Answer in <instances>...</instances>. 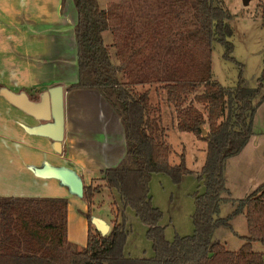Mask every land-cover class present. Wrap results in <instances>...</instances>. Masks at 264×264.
Segmentation results:
<instances>
[{
    "label": "trees",
    "instance_id": "1",
    "mask_svg": "<svg viewBox=\"0 0 264 264\" xmlns=\"http://www.w3.org/2000/svg\"><path fill=\"white\" fill-rule=\"evenodd\" d=\"M73 3L78 13V78L67 85V91L101 93L122 120L126 154L116 166L103 171V185L84 182L88 240L81 249L67 237V198L0 196V264H264V252L253 248L254 242L264 245V184L222 219L228 225L233 216L245 213L249 235L243 236L241 247L231 250L212 240L219 225L215 216L227 190L225 163L253 134L248 117L264 80L263 69L258 87L247 88L242 68L236 85H223L213 78L215 41L225 47L224 57L235 61L234 44L229 39L233 34L230 11L216 0H159L158 4L140 5V12L148 8L147 15L128 17L123 3L113 2L106 8L99 0ZM65 4L62 0L63 8ZM260 9L264 18V0ZM105 31L114 34L118 63L105 41ZM157 55L165 66L162 78L145 66ZM159 80L164 82L167 101L175 107L178 128L207 141L205 162L197 172L205 190L193 194L194 232L173 240L166 238L160 223L163 213L153 204L152 176L166 173L178 182L183 175L196 172L186 165L185 153L180 163L171 164L170 145L162 138L166 132L160 109L152 102L150 89H139ZM201 86L203 91L197 93ZM3 92L13 91L0 86ZM29 97L37 100L34 94ZM207 124L208 132L203 135L202 126ZM102 187L119 196L124 219L125 210L131 207L147 225L154 256L125 255L128 231L124 221L106 235L97 230L93 199Z\"/></svg>",
    "mask_w": 264,
    "mask_h": 264
},
{
    "label": "rangeland",
    "instance_id": "2",
    "mask_svg": "<svg viewBox=\"0 0 264 264\" xmlns=\"http://www.w3.org/2000/svg\"><path fill=\"white\" fill-rule=\"evenodd\" d=\"M154 1L157 4L159 2V0H99L101 6L105 8L113 2L123 3L128 17H138L141 13L143 16L147 15L148 8L140 12V5L145 6L148 3L152 4ZM248 1L246 4L245 0H216L217 3L223 5L231 13L229 23L233 29V34L229 39L234 44L232 55L235 57V61L226 59L224 57L225 47L220 42L215 41L212 53V73L213 78L223 85L232 86L238 83L242 68L245 86L252 89L258 87L259 78L264 69V18L260 9L263 0ZM53 17L50 42L51 63L53 66V79L51 82L53 83H48V85L62 84L67 90V84L70 83L66 84V80L72 79L77 71L76 54H74L76 46L69 35L70 33L63 30V24L68 26L69 23L65 21L56 23V19ZM104 38L106 43L111 46L113 60L118 63L114 34L111 31H105ZM145 66L152 71H156L157 76L162 78L165 66L161 62L160 55L154 57L151 62H145ZM139 89L142 91L150 89L151 100L160 109L162 125L166 132L162 135V138H165L170 145L171 164L180 163L182 154L185 153L186 165L196 172L195 174L183 175L178 182H175L166 173H154L150 182L153 204L163 213L160 223L165 227L166 238L173 240L177 235H191L195 228L193 221L195 199L193 194L197 190L200 192L205 190V185L198 179L197 171L202 168L205 162L207 141L204 138H199L193 132L181 131L178 128L175 107L167 101V90L164 88L162 80L140 86ZM203 89L204 87L201 86L196 92L200 93ZM41 93L40 90H36L33 93L34 98L39 100ZM190 97L193 99V95ZM253 102L254 109L248 117L253 134L239 153L230 156L226 160L225 181L227 190L222 194L220 209L215 216L219 221V225L215 229L212 240L221 241L231 250L243 244L245 242L243 236L249 235L247 218L245 213L237 214L228 220V225L222 223V219L227 218L237 208L241 199H245L264 184V80L262 81L261 91ZM197 105L203 108L202 105ZM69 110L72 113L71 118L78 114L77 112H86L91 116L93 115L94 119L95 114L100 110L99 100L93 95L83 97V95L78 94L77 97L69 99ZM89 127L85 126V129L91 130V132L92 129L98 132L101 130L100 125L95 128L92 124ZM204 127L208 131V124ZM74 133L72 131V134ZM73 136L74 145L77 139L76 135ZM78 142L86 145L88 141L80 138ZM71 148H73L71 143H65L63 153H70ZM82 178H84L86 185L98 186L105 183L101 180L102 177L92 178L90 182L85 179V175ZM65 198L68 199L69 204H73V202L70 203V198ZM82 200L87 203L84 198L79 197L72 205L77 214L85 212L80 204L83 202ZM93 201L92 210L94 215L105 219L110 224L111 229L116 223L126 222L128 235L124 245L125 255L137 258L154 256L152 241L147 237V225L137 217L131 207L125 210L126 219L122 217V205L119 196L114 191L102 187L101 191L95 194ZM68 210L70 213L69 206ZM253 245L255 251L264 252V245L261 242H254ZM83 247L80 246L79 249Z\"/></svg>",
    "mask_w": 264,
    "mask_h": 264
},
{
    "label": "crops",
    "instance_id": "3",
    "mask_svg": "<svg viewBox=\"0 0 264 264\" xmlns=\"http://www.w3.org/2000/svg\"><path fill=\"white\" fill-rule=\"evenodd\" d=\"M52 16L56 23H69L68 26L63 24V30L70 33L76 46L77 65L75 24L78 13L73 0H66L64 8L62 0H0V86L29 96L36 90L43 93L54 86L48 85L53 83ZM77 71L72 79L66 80V84L77 81ZM78 94L83 97L93 95L99 100L100 110L94 119L86 112H77L71 118L69 99ZM65 117L63 149L67 142L73 146L68 154L63 150L57 152L51 138L31 132L30 129L41 121L0 93V196L70 198L73 204H68L71 211L68 210L67 237L73 243L86 246L88 220L83 213L77 214L72 206L79 196L72 194L58 178L41 176L35 168L49 163L72 168L82 177L85 175L88 182L100 178L106 168L116 166L125 156V131L117 112L97 90H66ZM92 124L95 128L100 125L101 130L92 129L91 132L85 129ZM73 135L77 139L74 145ZM80 138L88 141L86 145L78 142ZM80 204L86 212L87 203ZM241 245L233 250H238Z\"/></svg>",
    "mask_w": 264,
    "mask_h": 264
},
{
    "label": "water",
    "instance_id": "4",
    "mask_svg": "<svg viewBox=\"0 0 264 264\" xmlns=\"http://www.w3.org/2000/svg\"><path fill=\"white\" fill-rule=\"evenodd\" d=\"M249 1L245 0L247 4ZM65 87L62 84L54 85L43 91L39 100H32L26 93L3 92L2 94L26 112L32 114L41 121L30 131L51 138L57 152L63 150L65 137ZM203 135L207 129L202 126ZM36 172L44 177L58 178L64 186H67L72 194L83 198L84 180L81 175L67 166H54L45 163L42 167H36ZM93 223L102 235L109 233L110 224L101 217H94Z\"/></svg>",
    "mask_w": 264,
    "mask_h": 264
}]
</instances>
